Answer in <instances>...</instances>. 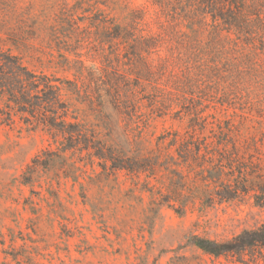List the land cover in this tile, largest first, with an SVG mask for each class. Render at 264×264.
<instances>
[{
	"label": "rangeland",
	"instance_id": "374dc122",
	"mask_svg": "<svg viewBox=\"0 0 264 264\" xmlns=\"http://www.w3.org/2000/svg\"><path fill=\"white\" fill-rule=\"evenodd\" d=\"M79 1L0 0L4 49L36 73L73 80L59 63L75 40L61 36L54 45L49 30L61 8ZM146 1L110 0L98 9L125 25ZM85 51V64L98 66L96 49ZM199 98L209 106L194 110ZM158 101L149 120L150 104L133 116L109 108L112 128L105 115L83 107L88 121L122 145L118 163L125 170H103L84 153L62 152L45 131L16 116L0 125V264H264V250L244 255L240 263L231 255H207L192 244L195 238L225 243L264 223V208L254 204L253 191L231 200L215 196L221 185L241 183L242 169L248 187L264 182V124L253 116L243 124L237 117L234 147L201 148L182 163L171 140L192 136L190 116ZM220 101L216 91L192 92L183 107L223 119L227 112ZM229 105L254 115L258 104L250 97ZM215 172L220 183L210 179Z\"/></svg>",
	"mask_w": 264,
	"mask_h": 264
},
{
	"label": "trees",
	"instance_id": "16d2710c",
	"mask_svg": "<svg viewBox=\"0 0 264 264\" xmlns=\"http://www.w3.org/2000/svg\"><path fill=\"white\" fill-rule=\"evenodd\" d=\"M108 1L81 0L55 14L50 43L56 45L61 36L75 40L59 63L73 80L30 70L22 57L4 49L0 37V125L16 116L45 131L62 152L84 153L103 170H125L118 163L122 145L88 121L85 105L96 116L105 115L112 128L109 108L116 115L128 111L133 116L150 104L149 120L159 98L167 109L175 104L190 116L187 130L192 136L171 140L182 163L201 148L234 147L237 117L243 124L251 116L264 124V0H148L131 12L125 25L100 12L98 6ZM89 46L96 49L98 66L85 64ZM206 91L220 94L219 105L227 112L223 119L191 114L183 107L192 92L203 96ZM250 97L258 104L254 115L229 105L232 99ZM199 99L192 103L194 110L209 106L208 100ZM244 171H239L241 183L221 185L215 196L231 200L253 191L254 204L264 208V182L248 187ZM219 176L215 172L210 179L220 183ZM192 244L215 258L231 255L244 263V255L264 250V223L225 243L195 238Z\"/></svg>",
	"mask_w": 264,
	"mask_h": 264
}]
</instances>
